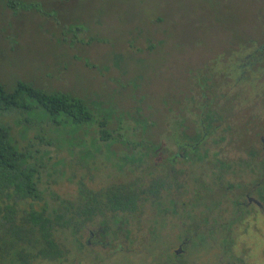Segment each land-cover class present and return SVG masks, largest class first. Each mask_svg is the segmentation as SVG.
<instances>
[{"label": "trees", "instance_id": "trees-1", "mask_svg": "<svg viewBox=\"0 0 264 264\" xmlns=\"http://www.w3.org/2000/svg\"><path fill=\"white\" fill-rule=\"evenodd\" d=\"M259 45L254 38L236 41L225 62L212 61V74L230 91L253 89L257 74L264 77V58L257 55L264 44ZM207 76L197 82L196 95L182 99L194 106V116L176 115L161 133V124L140 109L130 130L123 122L132 115L111 112L100 99L23 79L0 80V264H74L72 255L86 250L89 240L97 245V238H117L118 226L129 229V222L146 220L151 235L162 206L176 203L175 196L180 208L190 194L195 214L202 206L214 214L225 204L226 176L257 171L263 180L264 161L255 159L264 157L256 144L262 133L254 134L251 126L253 97L245 109L242 97L221 94L222 84ZM168 133L175 152L161 139ZM234 152L244 158H217ZM107 166L123 176L108 186L97 178ZM96 178L101 186L90 188ZM66 182L77 185L71 197L58 190ZM227 183L232 190L240 187ZM238 196L231 202L236 214L245 207ZM259 197L264 200V194Z\"/></svg>", "mask_w": 264, "mask_h": 264}, {"label": "rangeland", "instance_id": "rangeland-1", "mask_svg": "<svg viewBox=\"0 0 264 264\" xmlns=\"http://www.w3.org/2000/svg\"><path fill=\"white\" fill-rule=\"evenodd\" d=\"M252 38L264 44V0H0V80L100 99L111 112L132 115L123 122L130 130L140 109L161 124V133L176 114L194 116L192 104L182 99L200 91L197 82L205 73L221 83L212 61L225 62L236 41ZM221 84V94H242L245 109L253 90L264 92L261 82L260 88L235 91ZM168 134L161 139L175 152ZM122 177L109 166L97 176L106 186ZM97 178L90 188L101 186ZM58 190L71 197L77 185L66 182Z\"/></svg>", "mask_w": 264, "mask_h": 264}, {"label": "flooded vegetation", "instance_id": "flooded-vegetation-1", "mask_svg": "<svg viewBox=\"0 0 264 264\" xmlns=\"http://www.w3.org/2000/svg\"><path fill=\"white\" fill-rule=\"evenodd\" d=\"M261 47L262 45L258 46ZM257 55L264 58V51L257 52ZM261 78L264 81V77L258 73L254 89L260 88L261 82V90L264 91ZM241 95L240 93L238 96ZM251 97L254 104L250 110L253 116L251 126L257 133H262L259 137L264 150V92L260 93L259 89L255 95L253 90ZM191 111L192 114L196 112L194 106ZM238 154L217 158L237 162L244 158ZM162 157L166 156L162 154ZM255 159L257 163L264 161V157L256 156ZM231 175L221 182L222 189H227L228 192L222 200L225 204L214 214L203 206L199 210L201 213L195 214L194 207L190 204L194 198L191 200L190 194L183 198L188 201L183 204L186 208H180L178 197L175 196L176 203L162 206L161 218L156 219L151 235L148 234L146 220H138L134 225L129 222V229L120 226L116 228L118 230L115 239L105 241L97 238V245H92L89 240V247L77 255L73 254L71 260L74 264H264V200L259 197L260 193L264 194V178L262 180L257 171H236ZM224 181L240 187L235 188L232 185V190L230 183L224 186ZM217 185L218 183L215 186ZM239 194L245 207L243 210L239 207V214H236L231 202H237ZM101 241H105V244ZM257 241H260V251L257 249ZM105 248L108 249L107 252ZM210 253H215V257H209Z\"/></svg>", "mask_w": 264, "mask_h": 264}, {"label": "water", "instance_id": "water-1", "mask_svg": "<svg viewBox=\"0 0 264 264\" xmlns=\"http://www.w3.org/2000/svg\"><path fill=\"white\" fill-rule=\"evenodd\" d=\"M263 143H264V139H263Z\"/></svg>", "mask_w": 264, "mask_h": 264}]
</instances>
